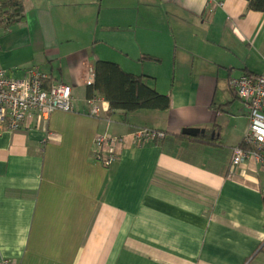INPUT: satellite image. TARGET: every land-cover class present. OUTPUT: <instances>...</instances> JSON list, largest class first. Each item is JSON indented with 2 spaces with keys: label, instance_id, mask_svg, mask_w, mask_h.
Instances as JSON below:
<instances>
[{
  "label": "crops",
  "instance_id": "crops-1",
  "mask_svg": "<svg viewBox=\"0 0 264 264\" xmlns=\"http://www.w3.org/2000/svg\"><path fill=\"white\" fill-rule=\"evenodd\" d=\"M0 66L37 67L72 88V109L0 129V259L17 264H264V174L231 170L248 109L231 77L264 70V13L246 0H21ZM98 60L145 75L165 111L89 113ZM166 138L94 157L97 134ZM183 128L200 129L195 137ZM186 136V137H183Z\"/></svg>",
  "mask_w": 264,
  "mask_h": 264
},
{
  "label": "built area",
  "instance_id": "built-area-1",
  "mask_svg": "<svg viewBox=\"0 0 264 264\" xmlns=\"http://www.w3.org/2000/svg\"><path fill=\"white\" fill-rule=\"evenodd\" d=\"M86 83H92V74ZM228 86L248 109L247 129L240 145L232 148L230 173L245 162L252 161L264 174V70L231 77ZM72 101L70 85L53 82L50 74L37 67L27 69L23 76L12 77L0 66V129L16 131L32 123L39 127L52 112L71 110ZM99 101L98 96L87 99L92 116H99L104 111ZM165 138L164 131L148 127H139L120 136L97 134L94 157L107 168L116 162L126 144L141 146ZM0 264L17 263L3 257Z\"/></svg>",
  "mask_w": 264,
  "mask_h": 264
},
{
  "label": "trees",
  "instance_id": "trees-1",
  "mask_svg": "<svg viewBox=\"0 0 264 264\" xmlns=\"http://www.w3.org/2000/svg\"><path fill=\"white\" fill-rule=\"evenodd\" d=\"M246 1L249 10L264 13V0ZM23 20L21 0H0V23L3 29ZM145 78V75L124 71L115 62L98 60L94 64L93 81L87 86L86 95L87 98L94 96L103 98L108 102L110 113L116 110L123 113L140 109L168 110L169 97L147 84Z\"/></svg>",
  "mask_w": 264,
  "mask_h": 264
},
{
  "label": "water",
  "instance_id": "water-1",
  "mask_svg": "<svg viewBox=\"0 0 264 264\" xmlns=\"http://www.w3.org/2000/svg\"><path fill=\"white\" fill-rule=\"evenodd\" d=\"M181 132L183 135L195 137L201 131L197 128H183Z\"/></svg>",
  "mask_w": 264,
  "mask_h": 264
}]
</instances>
